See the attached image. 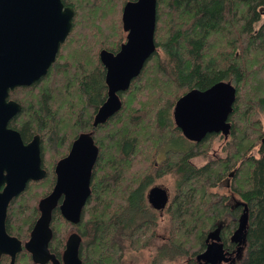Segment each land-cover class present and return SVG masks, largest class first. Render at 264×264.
I'll use <instances>...</instances> for the list:
<instances>
[{"label":"trees","instance_id":"1","mask_svg":"<svg viewBox=\"0 0 264 264\" xmlns=\"http://www.w3.org/2000/svg\"><path fill=\"white\" fill-rule=\"evenodd\" d=\"M134 1L63 0L75 16L55 63L41 80L10 93L22 110L9 127L25 143L40 136L47 174L11 202L8 233L29 239L40 217L38 203L54 188L57 163L81 134L91 133L99 156L92 195L75 227L84 237L90 228L94 233L81 246L83 264H123L128 253L149 250L157 241L151 264H198L222 221L220 238L225 248H235L232 237L244 215V264H264V0H157L156 51L119 94L120 111L94 128L108 98L100 53L117 54L126 42L123 9ZM219 82L237 90L229 137L187 140L174 121L177 101ZM220 138L223 156H216L213 144ZM199 158L207 159L201 167L193 162ZM169 175L176 185L165 211L168 237L162 239V215L147 197ZM71 228L56 210L50 249L60 258ZM10 262L2 256L0 264ZM16 264L34 262L24 250Z\"/></svg>","mask_w":264,"mask_h":264},{"label":"water","instance_id":"2","mask_svg":"<svg viewBox=\"0 0 264 264\" xmlns=\"http://www.w3.org/2000/svg\"><path fill=\"white\" fill-rule=\"evenodd\" d=\"M74 16V9L66 7L63 0H0V261L2 256H9L10 264H16L17 256L24 250L31 254L34 264H83L80 257L82 238L77 233L67 240L62 261L50 252V243L53 212L63 195L65 200L59 207L62 216L72 225L81 222L99 156L91 133L81 134L69 155L58 162L56 186L40 201L41 215L28 242L23 245L6 229L12 200L23 193L31 181L46 177L40 136L25 144L21 134L9 127L22 110L20 104L10 100V93L19 87H30L48 74L71 33ZM122 21L127 37L120 51L100 53L106 68L108 98L95 116L94 128L120 111L119 94L129 89L156 51L157 0L128 2ZM236 98L237 90L231 82H219L205 91L194 89L177 101L173 111L175 124L183 136L194 143H200L209 134H220L227 139ZM148 199L153 208L161 212L168 204L169 195L162 188H153ZM240 223L232 237L234 243L239 239L246 243L247 215ZM219 234L220 229H217L210 235L213 241L197 256L198 264H222L233 260L226 256Z\"/></svg>","mask_w":264,"mask_h":264},{"label":"rangeland","instance_id":"3","mask_svg":"<svg viewBox=\"0 0 264 264\" xmlns=\"http://www.w3.org/2000/svg\"><path fill=\"white\" fill-rule=\"evenodd\" d=\"M73 28V27H72ZM260 118L264 127V109L260 112ZM224 139L225 137L223 135H221ZM223 140L220 138L218 140L215 141V143L213 144V151H214V155L216 156H223ZM165 151L162 152L161 156L164 157L165 156ZM205 158H199L194 160V164L197 166H203L206 163ZM175 185H176V176L173 175H169L161 180H159L154 186H159L160 188L166 190L170 196L173 195L174 190H175ZM166 216H165V212L162 214L161 219H160V226H159V230H158V237L159 238H167L168 237V232H167V223H166ZM226 222L229 221V219H225ZM71 230L74 232L75 228H71ZM93 229L90 228L88 229V233L87 235L84 237L83 236V244L90 242L93 239ZM30 239V238H29ZM159 243V241H157V243L155 244V247H152L149 250H144L140 253H136V252H132V253H128L124 259L123 264H151V259H152V255L155 251V248L157 246V244ZM244 249V255H243V259L241 260L240 263L238 264H244L246 261V247H243ZM222 264H228L227 262H223Z\"/></svg>","mask_w":264,"mask_h":264},{"label":"flooded vegetation","instance_id":"4","mask_svg":"<svg viewBox=\"0 0 264 264\" xmlns=\"http://www.w3.org/2000/svg\"><path fill=\"white\" fill-rule=\"evenodd\" d=\"M34 139V138H33ZM31 142V141H30ZM29 142V143H30ZM25 144H28V143H25ZM73 145V144H72ZM72 148V147H71ZM70 151H71V149H70ZM70 151H69V153H70ZM69 153H68V155H69ZM67 155V156H68ZM66 156V157H67ZM66 157H64V158H66ZM42 158V157H41ZM63 158V159H64ZM160 159H163V157L161 156L160 157ZM62 160V159H61ZM60 160V161H61ZM97 160H98V158H97ZM58 164V163H57ZM96 165V164H95ZM57 166V165H56ZM95 167V166H94ZM42 168H43V166H42ZM44 169V168H43ZM55 169H56V167H55ZM94 170V169H93ZM46 171V170H45ZM47 174V173H46ZM93 176V175H92ZM45 179V178H44ZM43 180V179H42ZM42 180H40V181H42ZM40 181H31V182H40ZM30 182V183H31ZM56 183H57V177H56V182H55V185H54V188H55V186H56ZM91 183H92V180H91ZM28 186V185H27ZM54 188H53V190H54ZM153 188H160L159 186H153L151 189H153ZM3 189H4V186L1 188V191H3ZM150 189V190H151ZM53 190L51 191V193L53 192ZM150 190H149V192H150ZM149 192H148V195H149ZM51 193H49L46 197H48ZM168 193V192H167ZM92 195V188H91V194H90V196ZM168 195H169V193H168ZM90 196H89V198H90ZM46 197H44V198H46ZM44 198H42V199H44ZM89 198L87 199V201H86V204H87V202H88V200H89ZM148 198V197H147ZM171 198H172V196H170L169 195V201H168V204H167V206H166V208L163 210V211H161V212H159V211H157L158 213H160L161 215L166 211V209L168 208V205H169V203H170V201H171ZM41 199V200H42ZM14 200V199H13ZM12 200V201H13ZM40 200V201H41ZM64 200H65V196L63 195L61 198H60V201H59V205H58V207L55 209V211L56 210H59L60 211V206L63 204V202H64ZM40 201H39V203H38V212H39V216L41 215V213H40V210H39V204H40ZM148 202H149V199H148ZM11 204V203H10ZM10 204H9V206H10ZM86 204H85V206H86ZM150 204V203H149ZM151 205V204H150ZM84 206V207H85ZM152 206V205H151ZM153 207V206H152ZM8 209H9V207H8ZM84 209V208H83ZM54 211V212H55ZM54 212H53V215H54ZM82 212H83V210H82ZM60 213H61V211H60ZM62 215V214H61ZM8 217V216H7ZM82 217V216H81ZM64 218V217H63ZM65 219V218H64ZM222 224H220V227L218 228V229H220L221 230V225H223V223H224V221H222L221 222ZM72 225V224H71ZM77 225H72V228H75ZM6 229H7V220H6ZM33 230V229H32ZM7 232H8V230H7ZM32 232V231H31ZM73 233H77L78 235H80L81 236V238H82V244H81V246L83 245V236L78 232V230H77V228H75V231L73 232H71L70 233V235L68 236V238H67V240L69 239V237L73 234ZM9 234V233H8ZM235 234V233H234ZM10 235V234H9ZM30 235H31V233H30ZM10 236H12V235H10ZM54 236V235H53ZM234 236V235H233ZM12 237H15V236H12ZM17 238V237H16ZM30 238V237H29ZM221 239V238H220ZM20 240V239H19ZM29 240V239H28ZM28 240L27 241H25V242H23V241H21L22 243H23V245L26 243V242H28ZM52 241H53V239H52ZM52 241H51V243H52ZM213 241V237L212 238H210V236L208 237V239H207V246H208V244H210L211 242ZM233 242V241H232ZM51 243H50V245H51ZM66 243H67V241H66ZM221 243L223 244V242H222V240H221ZM234 243V242H233ZM224 245V244H223ZM235 248L234 249H227V248H225V246H224V249H225V253H226V256L227 257H232L233 258V260L230 262V263H228V264H238V263H240L241 262V260L243 259L242 257H243V255H244V248L243 247H245L246 246V243H243V239H239L238 240V243L236 242L235 243ZM65 248H66V245H65ZM80 249H81V247H80ZM64 251H65V249H64ZM64 251H63V253H62V256H61V258L57 255V254H55V253H53L52 251H51V249H50V252L52 253V254H54L60 261H62V258H63V254H64ZM9 257V256H8ZM49 264H51V263H49Z\"/></svg>","mask_w":264,"mask_h":264}]
</instances>
